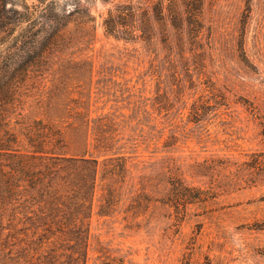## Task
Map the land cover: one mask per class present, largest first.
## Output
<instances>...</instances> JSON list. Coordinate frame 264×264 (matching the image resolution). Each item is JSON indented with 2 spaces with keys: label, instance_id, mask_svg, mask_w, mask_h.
<instances>
[{
  "label": "rangeland",
  "instance_id": "1",
  "mask_svg": "<svg viewBox=\"0 0 264 264\" xmlns=\"http://www.w3.org/2000/svg\"><path fill=\"white\" fill-rule=\"evenodd\" d=\"M12 1L24 2L9 0L8 7ZM114 1L149 10L142 30L125 36L128 42L107 36L101 24L108 10L99 2L92 10L96 31H82L73 18L68 49L51 57L43 77L29 78L17 92L11 127L18 148H29L25 133L36 120L66 132L62 122L75 110H89L91 117L115 112L126 137L133 134L131 127L153 136L166 127L160 142L141 146L134 161L150 179L147 214L134 220L125 212L129 201L123 202L111 217L94 215L92 232L110 249L129 250L128 264H205L207 257L215 264H264V163L260 169L246 164L251 156L264 160V0H207L197 15L200 36L184 43L183 50L162 42L161 37L174 41V31L153 16L161 3L172 5V0ZM167 12L184 14L181 5ZM70 59L93 67L67 73L68 95L78 104L52 89L58 66ZM207 105L212 107L203 122L206 129L199 128L190 122L191 112ZM171 130L177 140L166 144ZM197 134L206 144L194 140ZM67 138L75 141L71 134ZM150 163L154 170H145ZM172 177L203 193L179 222L175 209L162 203ZM108 183L99 179L96 204ZM94 246L93 241L88 264H101L96 259L102 253Z\"/></svg>",
  "mask_w": 264,
  "mask_h": 264
},
{
  "label": "trees",
  "instance_id": "2",
  "mask_svg": "<svg viewBox=\"0 0 264 264\" xmlns=\"http://www.w3.org/2000/svg\"><path fill=\"white\" fill-rule=\"evenodd\" d=\"M23 1H12L8 7L9 0H0V264H88L93 241L94 251L102 253L96 259L102 260L101 264L131 263L129 250L110 249L92 232V219L94 215L99 219L113 216L127 201L125 212L132 213L134 220L147 214L152 203L150 179L143 169L139 171L140 162L134 161L141 146L148 148L154 139L156 145L160 142L166 127L156 136L138 134L137 128L131 127L133 134L126 137L125 126L115 112L91 117L89 110H75L62 122L66 132L51 122L36 120L25 133L29 148L23 151L11 127V115L18 90L29 78L43 77L51 57L68 49V28L73 18L82 31H96L98 22L92 10L99 2L108 10L101 24L105 34L128 42L125 36L142 30V17L149 15V10L140 11L134 4L114 0H31L32 5ZM206 1L172 0L174 7L181 5L184 11L173 15L167 12L172 5L161 3L153 16L162 25L169 22L174 31V41L161 37L162 42L175 50H183L184 43L196 42L202 28L197 15ZM84 65L92 72L88 61L83 64L70 59L58 66L51 82L59 97L79 103L68 95L67 73ZM57 107L60 109L59 103ZM211 107L194 106L190 122L205 128L203 122L208 121ZM68 109L61 107L63 111ZM173 131L166 144L177 140ZM67 133L75 137L74 142ZM194 140L206 144L201 134ZM262 163L258 156H251L246 164L260 169ZM149 166L145 170H154L155 163ZM99 179L109 183L102 188L106 193L96 204ZM169 184L168 197L162 203L175 209L179 222L187 205L202 201L203 193L184 178L172 177ZM255 226L263 229V224ZM205 264L215 263L207 257Z\"/></svg>",
  "mask_w": 264,
  "mask_h": 264
}]
</instances>
